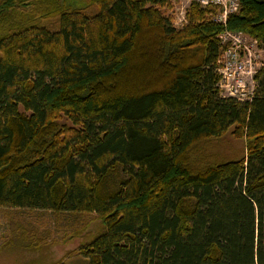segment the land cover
<instances>
[{
    "label": "trees",
    "instance_id": "obj_1",
    "mask_svg": "<svg viewBox=\"0 0 264 264\" xmlns=\"http://www.w3.org/2000/svg\"><path fill=\"white\" fill-rule=\"evenodd\" d=\"M170 1L0 0V208L96 214L88 264H264V68L223 97L216 9L178 29ZM239 1L227 28L264 47ZM228 134L242 158L192 157Z\"/></svg>",
    "mask_w": 264,
    "mask_h": 264
},
{
    "label": "rangeland",
    "instance_id": "obj_2",
    "mask_svg": "<svg viewBox=\"0 0 264 264\" xmlns=\"http://www.w3.org/2000/svg\"><path fill=\"white\" fill-rule=\"evenodd\" d=\"M170 2L162 12L174 27L181 29L188 23L186 13L187 23L181 24V12L188 7V0ZM255 53L260 71L264 68V48H255ZM192 151L194 159L220 163L242 158L246 147L244 141L228 134L221 139L201 141ZM101 230L96 214L0 208V264H38L37 261L44 257L47 264H88L79 246ZM24 239L25 243L33 240L34 252L21 250Z\"/></svg>",
    "mask_w": 264,
    "mask_h": 264
},
{
    "label": "built area",
    "instance_id": "obj_3",
    "mask_svg": "<svg viewBox=\"0 0 264 264\" xmlns=\"http://www.w3.org/2000/svg\"><path fill=\"white\" fill-rule=\"evenodd\" d=\"M192 2L201 7L216 9L214 20L224 25L225 30L219 36L223 45L222 54L218 60L219 82L221 95L235 98L239 101H251L256 90V75L258 71L255 48L259 41L243 31H232L227 28L229 17L240 10L239 0H188L181 14V24L186 20V13ZM262 47V46H261ZM264 48V47H263Z\"/></svg>",
    "mask_w": 264,
    "mask_h": 264
},
{
    "label": "water",
    "instance_id": "obj_4",
    "mask_svg": "<svg viewBox=\"0 0 264 264\" xmlns=\"http://www.w3.org/2000/svg\"><path fill=\"white\" fill-rule=\"evenodd\" d=\"M254 1H256L260 5H264V0H254Z\"/></svg>",
    "mask_w": 264,
    "mask_h": 264
}]
</instances>
